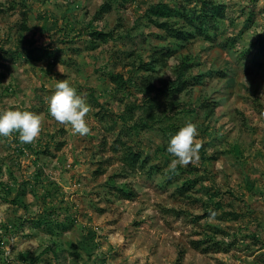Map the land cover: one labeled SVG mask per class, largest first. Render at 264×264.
Listing matches in <instances>:
<instances>
[{"label":"rangeland","instance_id":"374dc122","mask_svg":"<svg viewBox=\"0 0 264 264\" xmlns=\"http://www.w3.org/2000/svg\"><path fill=\"white\" fill-rule=\"evenodd\" d=\"M214 1L210 36L167 19L194 33L179 40L148 9L183 0H0V109L43 121L33 144L0 136V264H264V0ZM180 69L186 88L163 93ZM64 79L86 136L49 113ZM187 122L200 160L173 171L166 126Z\"/></svg>","mask_w":264,"mask_h":264},{"label":"clouds","instance_id":"9594fccd","mask_svg":"<svg viewBox=\"0 0 264 264\" xmlns=\"http://www.w3.org/2000/svg\"><path fill=\"white\" fill-rule=\"evenodd\" d=\"M48 110L52 118L58 123L70 126L72 134L86 136L90 134V127L86 121L91 111L86 97L77 94V90L70 85L67 79L57 80L55 91L48 98ZM43 121L41 116L31 111H21L18 108L0 109V136L12 138L14 133H19V141L23 144H33L40 136ZM198 126L196 123L187 122L169 141L167 152L172 159L169 169L175 170L177 166L187 167L197 164L200 160V150L203 147L199 141ZM210 216L217 214L209 210Z\"/></svg>","mask_w":264,"mask_h":264},{"label":"trees","instance_id":"16d2710c","mask_svg":"<svg viewBox=\"0 0 264 264\" xmlns=\"http://www.w3.org/2000/svg\"><path fill=\"white\" fill-rule=\"evenodd\" d=\"M184 2H180L178 6H171L167 2H157L151 5L148 9L149 15L151 17H156L154 21H157V24L166 29L167 33L179 40H189L191 37L194 36V33L200 35L210 36L209 30L216 27L218 21L225 17L226 15V5L224 3L216 2L214 0H183ZM192 1L200 2V9L193 10L190 6H187L186 3H190ZM110 9V4L107 3L101 7L99 12L101 11H108ZM180 16L187 20L188 24H190L194 28V33L186 30L184 28L176 27L172 25L167 19ZM159 18H165V20H158ZM23 28H27L26 24H22ZM94 37L99 38L100 40H106L108 37L111 36V32H105L101 30H95L93 32ZM33 54V53H32ZM167 54V53H165ZM162 56L158 57L157 60H160ZM31 57V56H30ZM163 59V58H162ZM186 66V64H183ZM142 67L147 70L154 69V64L152 62H146L142 64ZM180 73L178 74L177 78L173 80L170 88L164 89L163 93L172 96L176 93L183 91L186 88V80L183 78V70H179ZM113 80L117 83L122 81L121 74H114L112 75ZM176 81V82H175ZM152 105V104H151ZM153 108V107H151ZM148 118L152 120H156L157 117L153 110L148 112ZM145 123V121H144ZM172 135H175L179 129L174 123H170L167 126ZM127 157L131 163L136 162L140 159V153L132 150H128ZM190 184V181L187 182V185ZM120 191H123L124 196L128 198H132L135 195V192L132 190H126L125 188H120ZM195 247H199L198 242L193 241Z\"/></svg>","mask_w":264,"mask_h":264}]
</instances>
